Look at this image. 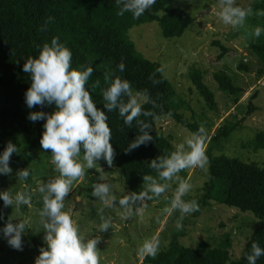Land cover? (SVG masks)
<instances>
[{
	"label": "trees",
	"instance_id": "1",
	"mask_svg": "<svg viewBox=\"0 0 264 264\" xmlns=\"http://www.w3.org/2000/svg\"><path fill=\"white\" fill-rule=\"evenodd\" d=\"M173 1L0 0V156L20 164L28 178L30 153L38 146L52 156L80 154L103 167H117L128 189L147 198L146 180L161 181L179 156L171 141L155 130L156 120L172 118L202 142L208 139L200 125L186 123L177 112L161 66L138 53L129 39L133 27L151 23L165 39L182 37L192 19L180 8L168 9ZM214 2L239 8L243 16L237 5ZM251 8L264 12V0ZM217 45L220 58L229 54ZM249 47L262 66L260 77L264 39ZM239 69L249 72L247 66ZM190 78L207 107L215 110L202 73L193 70ZM214 80L220 91L239 102L242 89L229 75L219 71ZM135 94L146 99L138 113L131 106ZM248 112L254 109L250 106ZM14 128L28 138L20 150L8 144ZM238 128L223 125L209 140L207 179L196 205H225L260 220L240 258L231 260L227 238L216 248L200 245L195 250L179 243L184 231L177 230L169 246L147 255L145 264H264V168L214 154L215 146ZM250 147L264 151V131L256 133ZM47 258L55 264L48 253Z\"/></svg>",
	"mask_w": 264,
	"mask_h": 264
},
{
	"label": "rangeland",
	"instance_id": "2",
	"mask_svg": "<svg viewBox=\"0 0 264 264\" xmlns=\"http://www.w3.org/2000/svg\"><path fill=\"white\" fill-rule=\"evenodd\" d=\"M222 1L244 9L243 16L241 9L214 0H174L168 9L180 8L192 19L182 37L165 39L156 23L128 33L136 51L161 66L177 112L186 123L200 125L207 141L172 118L156 120L155 130L171 141L179 156L161 181L146 180L145 199L128 189L117 167H103L80 154L52 156L38 146L30 153L28 178L20 164L0 156V264H52L47 253L55 264H145L147 255L169 246L177 230L184 231L179 243L195 250L200 245L216 248L227 238L231 260L240 258L260 220L220 204L202 209L196 201L207 179L209 140L223 125L240 128L216 145L214 154L264 168V151L250 147L256 133L264 131V74L259 77L262 66L249 47L264 39V12L251 8L262 0ZM214 12L228 19H218ZM217 43L229 54L220 58ZM193 70L202 73L215 110L193 85ZM219 71L242 89L237 104L219 90L214 80ZM145 101L135 94L132 110L138 113ZM27 141L19 129L11 130L8 144L14 149H22Z\"/></svg>",
	"mask_w": 264,
	"mask_h": 264
},
{
	"label": "water",
	"instance_id": "3",
	"mask_svg": "<svg viewBox=\"0 0 264 264\" xmlns=\"http://www.w3.org/2000/svg\"><path fill=\"white\" fill-rule=\"evenodd\" d=\"M209 12L205 13V14H208ZM205 14H201L200 17H203ZM215 16L220 19L222 16L225 18V19H228L226 15H223L221 13H218V12H214Z\"/></svg>",
	"mask_w": 264,
	"mask_h": 264
}]
</instances>
